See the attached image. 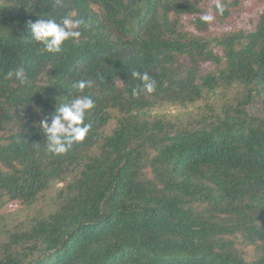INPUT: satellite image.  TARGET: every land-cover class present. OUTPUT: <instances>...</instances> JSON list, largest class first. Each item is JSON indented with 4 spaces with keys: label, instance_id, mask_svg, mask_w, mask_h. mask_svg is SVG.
<instances>
[{
    "label": "trees",
    "instance_id": "trees-1",
    "mask_svg": "<svg viewBox=\"0 0 264 264\" xmlns=\"http://www.w3.org/2000/svg\"><path fill=\"white\" fill-rule=\"evenodd\" d=\"M202 1L0 0V209L48 200L0 216V264H264V14L208 35ZM69 13L88 27L60 53L30 39ZM16 67L25 85L6 78ZM133 70L156 91L133 95ZM78 95L90 131L53 156L34 122Z\"/></svg>",
    "mask_w": 264,
    "mask_h": 264
},
{
    "label": "clouds",
    "instance_id": "clouds-1",
    "mask_svg": "<svg viewBox=\"0 0 264 264\" xmlns=\"http://www.w3.org/2000/svg\"><path fill=\"white\" fill-rule=\"evenodd\" d=\"M59 2V0H57ZM225 4L222 0H215L214 8L216 15H222L225 11ZM212 9L209 10L211 13ZM204 22H211L215 19L212 14L202 15ZM30 39L43 45V51L50 54H58L62 51L63 45L68 40H77L81 37V28H87L88 23L82 17H76L75 13H69L60 17L59 20L53 18H41L30 24ZM131 77L139 80L142 89L137 86L133 89V95H137L140 90L151 94L156 91V81L147 72L131 71ZM6 78L14 80L20 85L28 82V76L23 67H16L6 73ZM93 81L79 80L71 87L76 92H83L85 88H90ZM94 101L90 96H76L70 101L61 102L59 107L55 106L51 114V120L42 118L34 122L38 125L39 131L45 137V151L53 156L63 155L70 148L82 142L90 131L91 125L85 122L86 114L93 109ZM41 114L39 108L36 109Z\"/></svg>",
    "mask_w": 264,
    "mask_h": 264
},
{
    "label": "rangeland",
    "instance_id": "rangeland-1",
    "mask_svg": "<svg viewBox=\"0 0 264 264\" xmlns=\"http://www.w3.org/2000/svg\"><path fill=\"white\" fill-rule=\"evenodd\" d=\"M228 2L232 0H227ZM215 4V0H203L201 2V9L203 10L202 15L212 14L209 12L211 6ZM231 18L225 22H219L214 19L208 23V30L206 34L208 35H219L223 32L230 31L233 28L242 30L244 32H250L254 29L260 15L264 14V0H244L238 8H233L231 10ZM201 15V16H202ZM194 19L193 16H184L183 22L186 29L193 32L197 31L189 23L190 20ZM218 54H222L220 49H217ZM214 68V65L210 63H205L201 65V74L206 73ZM168 112L174 113V109L168 110ZM53 195L55 192L52 193ZM48 200H40L38 204L33 208H26L20 205L18 202H8L0 209V216L2 217L1 222L5 224H10L13 221L23 220L28 215L35 214L39 212L40 207L46 208ZM242 247V245H240ZM244 248V247H243ZM245 249V248H244ZM250 254V249L247 250Z\"/></svg>",
    "mask_w": 264,
    "mask_h": 264
}]
</instances>
